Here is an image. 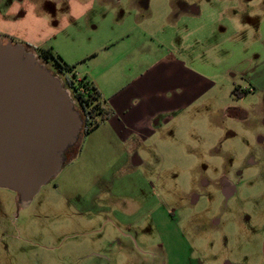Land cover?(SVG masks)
Here are the masks:
<instances>
[{"label": "rangeland", "instance_id": "1", "mask_svg": "<svg viewBox=\"0 0 264 264\" xmlns=\"http://www.w3.org/2000/svg\"><path fill=\"white\" fill-rule=\"evenodd\" d=\"M134 1L148 2L158 26V1L183 4L196 16L195 28L200 23V45H215L203 57L211 62L228 59L235 67V42L241 41L249 57L244 74L232 72L238 90L219 79V91L211 92L217 105L183 130L173 127L170 133L178 136L179 129L180 140L172 135L159 141L139 155L152 164L131 171L120 168L122 160L113 165L119 153L107 139L92 134L85 140L90 130L82 127L59 173L30 201L0 188V264H264V91L241 96L264 64V0ZM136 11L126 6L120 12L122 30L132 29ZM226 13L238 29L230 39ZM228 39L234 48L221 49ZM60 44L64 54L74 55L66 48L77 42ZM45 66L65 78L52 63ZM230 107L243 108L246 119L232 121Z\"/></svg>", "mask_w": 264, "mask_h": 264}, {"label": "crops", "instance_id": "2", "mask_svg": "<svg viewBox=\"0 0 264 264\" xmlns=\"http://www.w3.org/2000/svg\"><path fill=\"white\" fill-rule=\"evenodd\" d=\"M125 2L0 0V39L25 45L35 54L37 48L50 47L61 58L63 55L67 57L68 60L62 58L64 62L75 65L74 71L79 77H85L95 85L112 114L90 130L85 140L92 134H97V139H107L106 143L119 153L113 165L122 160L120 168L131 171L138 166L152 164L140 154L158 148L159 141L163 142L168 136L179 139V129L185 128V122L199 121L201 111L207 108L210 111L213 107H209L217 105V93L211 92L219 91V79L238 90L231 78L232 72L245 73L249 52L247 48L243 50L241 41H236L239 60L235 67L226 58L219 64L211 62L203 57L215 45L211 42L200 45V23L195 28L198 20L185 12L183 4L158 1L155 9L162 11L163 15L157 21L160 22L158 26L150 14L148 2L145 6L135 1L131 3V0ZM126 6L145 13L138 16L136 11L129 31L122 30L126 19L120 18V12ZM109 10L112 18L103 17ZM175 15L176 18L173 17ZM227 15L229 24L226 30L230 39L238 29H232L231 15ZM106 22L107 29L99 33ZM210 32L217 31L211 27ZM206 37L210 38L209 35ZM229 39L219 44L221 49L234 48ZM63 40L77 42L75 46L66 48L74 55L64 54L60 44ZM260 59L264 63L263 48ZM255 73V82L253 79L250 81L242 97L255 90L264 91V64ZM246 116L243 108H229L232 121L246 119L243 118ZM175 126H180L176 132L178 136L170 133ZM259 140L262 143L263 139ZM83 150L78 154L79 158ZM69 155L70 159L74 158V153ZM106 185V182L100 184ZM228 193L231 196L233 191L229 189Z\"/></svg>", "mask_w": 264, "mask_h": 264}, {"label": "water", "instance_id": "3", "mask_svg": "<svg viewBox=\"0 0 264 264\" xmlns=\"http://www.w3.org/2000/svg\"><path fill=\"white\" fill-rule=\"evenodd\" d=\"M82 127L58 77L24 45L0 39V188L30 201L59 173Z\"/></svg>", "mask_w": 264, "mask_h": 264}, {"label": "trees", "instance_id": "4", "mask_svg": "<svg viewBox=\"0 0 264 264\" xmlns=\"http://www.w3.org/2000/svg\"><path fill=\"white\" fill-rule=\"evenodd\" d=\"M25 48L28 51H32L27 46ZM35 50L37 52L36 56L41 63L45 65L52 63L59 73L65 75L63 86L70 90L72 100H74V107L83 115L84 132L96 128L99 123L111 116L112 112L105 107L101 94L91 81L85 77L76 79L68 76L73 73L75 65H69L64 62L50 47L37 48ZM233 93H236V88L233 89Z\"/></svg>", "mask_w": 264, "mask_h": 264}, {"label": "built area", "instance_id": "5", "mask_svg": "<svg viewBox=\"0 0 264 264\" xmlns=\"http://www.w3.org/2000/svg\"><path fill=\"white\" fill-rule=\"evenodd\" d=\"M44 64V63H43ZM70 78H76V79H79L80 77H79V75H78V73L76 72V71H73V73L72 74H69L68 75ZM59 80L61 81V83L63 84L64 83V79L63 78H59ZM74 81V80H73ZM66 90L68 91V93H69V95H71V92H70V90L69 89H67L66 88ZM71 97V96H70ZM73 102H74V100H73Z\"/></svg>", "mask_w": 264, "mask_h": 264}, {"label": "flooded vegetation", "instance_id": "6", "mask_svg": "<svg viewBox=\"0 0 264 264\" xmlns=\"http://www.w3.org/2000/svg\"><path fill=\"white\" fill-rule=\"evenodd\" d=\"M225 188L229 189L228 187L225 186Z\"/></svg>", "mask_w": 264, "mask_h": 264}]
</instances>
